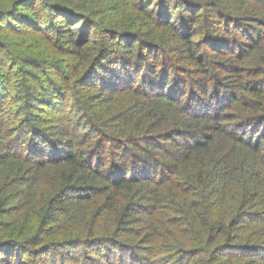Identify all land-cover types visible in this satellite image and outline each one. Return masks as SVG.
I'll return each instance as SVG.
<instances>
[{
    "label": "trees",
    "instance_id": "16d2710c",
    "mask_svg": "<svg viewBox=\"0 0 264 264\" xmlns=\"http://www.w3.org/2000/svg\"><path fill=\"white\" fill-rule=\"evenodd\" d=\"M0 264H264V0H0Z\"/></svg>",
    "mask_w": 264,
    "mask_h": 264
}]
</instances>
